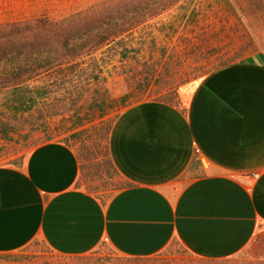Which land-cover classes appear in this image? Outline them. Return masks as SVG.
<instances>
[{
    "label": "crops",
    "instance_id": "crops-1",
    "mask_svg": "<svg viewBox=\"0 0 264 264\" xmlns=\"http://www.w3.org/2000/svg\"><path fill=\"white\" fill-rule=\"evenodd\" d=\"M64 2L59 15L87 10L86 0ZM53 4L0 0V16ZM178 100L138 102L114 120L109 159L128 186L105 204L78 185L76 154L60 142L0 165V255L42 244L86 256L106 245L150 258L172 242L202 260L239 255L264 227V52L181 87Z\"/></svg>",
    "mask_w": 264,
    "mask_h": 264
},
{
    "label": "rangeland",
    "instance_id": "rangeland-1",
    "mask_svg": "<svg viewBox=\"0 0 264 264\" xmlns=\"http://www.w3.org/2000/svg\"><path fill=\"white\" fill-rule=\"evenodd\" d=\"M43 1L50 4L52 0ZM53 1V6L43 8L42 13L31 10L26 14L19 13L17 16H12L7 8L6 12L1 13L0 26L40 19L59 22L69 18L58 14L63 8H66L64 0ZM111 1L113 0H86L87 10ZM183 13H186L188 17L181 20L180 15ZM210 30L214 32L211 36L215 52L212 51V53H216V56L210 59L209 64L201 57H192L190 53L184 54L178 50L184 47L186 42H196L194 38L198 34ZM126 41L128 46L124 53L125 58L121 63L119 62L120 56L117 55L121 51L120 48L112 50L110 53H104V51L101 53V59L107 65L102 68L100 77L106 79L110 91L109 98L113 100L112 106H110L112 109L109 110L110 116L105 118L110 122L107 123L91 116L84 118L83 122L86 123L85 127L89 128L83 136L89 139V148L93 149L94 157L98 159L96 163L101 170L94 182L91 184L86 182L88 186L85 184V187L95 188L100 194L119 187L121 180L113 174L107 175L104 172L102 163L104 141L103 138L100 141L96 131L94 132L90 127L112 123L122 110L138 102L158 100L156 93L160 91L161 87L163 93L171 90L178 95L181 87L195 82L204 73L212 71L215 68H212L213 66L231 61L236 62L264 52V0H180L177 5L171 7L162 16L136 30V33ZM174 48L179 51L180 59L177 54H173ZM162 53H164V57ZM171 56L175 59H170ZM164 61L172 63L173 70L170 72L158 70L156 65ZM210 63H215V65L211 66ZM144 65H147V70L149 69L150 72L152 71L151 67L153 68L156 80H153L147 92L141 95L139 92L143 87L142 89L138 88V83L141 85L143 79H146L147 72L146 68H143ZM121 74L122 76H119ZM54 77L41 81L36 80L26 85L29 89H34L32 96L35 98L33 108L35 115L30 121L32 128H29L28 125L25 126L19 116L14 115L13 110L21 108L15 101L16 97L12 96V92L0 93V117H2V121L10 125L9 136L6 140H2V134H0V165H17L33 148L47 143L48 135L42 133L44 122L51 129V133L56 136L52 141H66L74 151L79 150L77 140L79 136H77V130L74 129L77 120L70 112L65 113V109H69L68 90L71 89V92L76 93L79 89L68 87L65 79L59 76L53 80ZM123 79H127V81L125 82ZM136 82L137 85H135ZM26 107L29 106L23 108ZM86 108L87 105L82 103L78 109L83 112ZM38 112H43L44 120L39 118ZM3 114L5 116H2ZM48 115L52 116L48 117ZM92 119L94 120L91 122L92 125L88 124L87 121ZM170 252L171 254H167V258H162V264H190L191 255L182 254L183 249L179 245H173ZM93 255L110 259L119 257L106 245L100 246L86 256L92 257ZM225 261L227 262L224 264H264V227L239 255ZM66 263L72 262L63 256L54 254L42 244L31 245L14 254L0 255V264Z\"/></svg>",
    "mask_w": 264,
    "mask_h": 264
},
{
    "label": "trees",
    "instance_id": "trees-1",
    "mask_svg": "<svg viewBox=\"0 0 264 264\" xmlns=\"http://www.w3.org/2000/svg\"><path fill=\"white\" fill-rule=\"evenodd\" d=\"M179 1L113 0L59 22L40 19L0 26V93L11 91L12 96L16 97L15 101L21 109L18 110L14 107V115L19 116V119L25 126L28 125L29 128L33 127L30 121L35 115L33 113L35 98L32 96L34 89H29L26 86L28 83L49 79L54 76L53 80H56L55 78L59 76L65 79L68 87L79 89L76 93L74 91L71 92V89H67L69 92L68 106L70 110L68 108L65 109V113L70 112L77 120L74 129L77 130V136H79V139H77L79 150L74 152L79 163V186L85 187V184H91L97 178L98 173L101 172L100 167L96 163L98 159L94 157L93 149L89 148V139L83 136L89 129L85 127L86 123H83L84 118L91 116L92 118L97 117L99 120H104L107 123L110 122L105 118L110 116L109 110L112 109L110 106H112L113 100L109 98L110 91L107 87L106 79L100 77L102 68H105L107 65L101 59V53L103 51L104 53H110L112 50L120 48L121 51L117 55L120 56L119 62H123L125 58L124 53L128 46L126 40L131 38L140 27L159 18L171 7L177 5ZM187 17L186 13L180 15L181 20ZM213 33L211 30L202 32L194 38L196 42H186V45L178 50H181L184 54L190 53L192 57H201L202 60L209 64L210 59L216 56L213 47L214 41H212L213 37L211 36ZM173 50V54H177V57L180 59L181 57L178 55L179 51L177 48ZM212 51L214 52L212 53ZM162 56L164 57V53H162ZM170 59L174 60L175 58L171 56ZM231 63L234 62L222 63L217 66L215 63L210 64L211 66L215 65L212 67H215L212 70L214 71ZM156 67L160 71L166 70L170 72V70H173V64L169 61L159 62ZM143 68H146L147 76L146 79H143V82L141 81V85L138 83V88L142 89L143 87L142 92H139L141 95L145 94L148 88H150L151 82L156 80L152 67L151 72L149 69L147 70V65H144ZM212 71H208L204 75ZM119 76H122V74ZM123 80L127 81V79ZM135 85H137V82ZM162 90L161 87L160 91L156 93L158 98L156 101L178 108L180 103L176 92L166 89L167 91L163 93ZM82 103L87 105V108L83 111L84 113L81 109H78ZM25 106L29 107L23 108ZM73 109L74 111L72 112ZM2 116L5 115L3 114ZM38 116L41 120L45 119L43 118V112H38ZM50 116L52 115H48V117ZM1 118V139L6 140L9 136L10 125L2 121ZM93 121L92 119L87 121V123L92 125L91 122ZM113 122L106 125L103 124L104 126L92 125L90 128L94 132L96 131L95 133L96 135L98 134L97 138L100 141H102L101 138L104 141V155L102 156L104 172L107 175L113 174L120 179L108 154V140ZM42 128V133L48 135V142H60L74 150L66 141H52L56 136L51 133L52 131H50L51 129L47 123L44 122ZM127 186L128 184L121 180L119 187H114L107 193H97V189L90 187H85V190L99 199L102 204H105L114 193ZM175 244L178 245L172 242L165 251L150 258H126L119 256L110 259L109 257H95L94 255V257H63L71 261L72 263L70 264H162V258H167V254H171V248ZM182 254L189 253L183 250ZM193 258H189L190 264H224L227 262L225 260Z\"/></svg>",
    "mask_w": 264,
    "mask_h": 264
},
{
    "label": "built area",
    "instance_id": "built-area-1",
    "mask_svg": "<svg viewBox=\"0 0 264 264\" xmlns=\"http://www.w3.org/2000/svg\"><path fill=\"white\" fill-rule=\"evenodd\" d=\"M252 178L253 179H257L258 178V175L257 174H254V175H252Z\"/></svg>",
    "mask_w": 264,
    "mask_h": 264
}]
</instances>
